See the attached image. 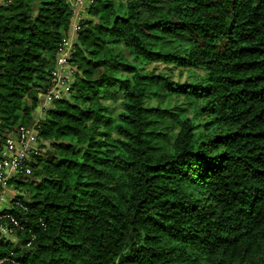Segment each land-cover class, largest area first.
<instances>
[{
    "label": "trees",
    "instance_id": "trees-1",
    "mask_svg": "<svg viewBox=\"0 0 264 264\" xmlns=\"http://www.w3.org/2000/svg\"><path fill=\"white\" fill-rule=\"evenodd\" d=\"M85 13L69 96L35 123L47 147L8 178L26 208L0 210L19 223L0 264H264V0ZM69 16L68 0H0V158L32 123ZM141 61L203 73L178 82Z\"/></svg>",
    "mask_w": 264,
    "mask_h": 264
},
{
    "label": "built area",
    "instance_id": "built-area-1",
    "mask_svg": "<svg viewBox=\"0 0 264 264\" xmlns=\"http://www.w3.org/2000/svg\"><path fill=\"white\" fill-rule=\"evenodd\" d=\"M70 3L71 15L68 27L56 51L54 63L50 69L48 84L43 90L37 91L39 114L32 119L30 125H20L13 134L5 138L0 158V200L2 193L7 185V174L5 168H9L16 177L25 178L30 173L29 147H37L39 141H43L37 135L36 121L43 115V110L51 107L54 99L68 97L70 93L71 83L74 81L76 65L72 61V52L75 49L77 30L79 28V20L83 17L81 14L82 3L88 0H68ZM11 206L19 210L26 208L25 204L18 198L11 200ZM0 218L8 220V225L0 224V233H12V229L18 226V220L8 211L0 213ZM13 234V233H12ZM30 241L26 242L29 245ZM9 259L7 256L0 257V263ZM13 261V260H11Z\"/></svg>",
    "mask_w": 264,
    "mask_h": 264
},
{
    "label": "rangeland",
    "instance_id": "rangeland-1",
    "mask_svg": "<svg viewBox=\"0 0 264 264\" xmlns=\"http://www.w3.org/2000/svg\"><path fill=\"white\" fill-rule=\"evenodd\" d=\"M75 1V0H73ZM118 45H120L123 55L127 59H131V53L130 50L120 44V42L115 41ZM138 65L142 66L145 70L153 69L155 72H161L163 74H166L169 78H171L174 81L178 82H188L193 80L195 77L201 75L203 71L198 68L194 67H186V66H176L171 63H165L161 61H141L136 62ZM181 100L179 97H172L168 101V105L177 106L180 105ZM115 107V104H113L112 109ZM39 143H42V145L38 144L37 149L39 152H42L45 147H47L46 141H39ZM29 179V178H27ZM21 192H24V187L19 186L18 187Z\"/></svg>",
    "mask_w": 264,
    "mask_h": 264
},
{
    "label": "crops",
    "instance_id": "crops-1",
    "mask_svg": "<svg viewBox=\"0 0 264 264\" xmlns=\"http://www.w3.org/2000/svg\"><path fill=\"white\" fill-rule=\"evenodd\" d=\"M85 4H87L86 1H84L82 3L81 7L85 6ZM81 14L83 15V17L87 16L86 13H85V7L82 8ZM70 15H71V11H70ZM69 19H71L70 16H69ZM38 114H39V107L36 105V107L32 110V118L37 116ZM43 141H45V140H43ZM29 148L30 149H27V150L29 151V159H30L32 157V156L30 157V153L32 151L38 150V149H37V147L35 148V147H32V146L29 147ZM4 171L7 174V181H8L9 177L14 176L13 175L14 173L12 172L11 169L5 168ZM17 193H22V192L19 190L18 187H15L12 183L7 182V185L5 186V188L3 190V193H2V198L0 200V210L5 209V208H10L11 207V200L13 199L14 195H16ZM1 234H3L5 237H9L11 240H15V236L12 233H5L4 232V233H1Z\"/></svg>",
    "mask_w": 264,
    "mask_h": 264
},
{
    "label": "water",
    "instance_id": "water-1",
    "mask_svg": "<svg viewBox=\"0 0 264 264\" xmlns=\"http://www.w3.org/2000/svg\"><path fill=\"white\" fill-rule=\"evenodd\" d=\"M47 151H49V150H47ZM21 251H24V247L21 248Z\"/></svg>",
    "mask_w": 264,
    "mask_h": 264
}]
</instances>
